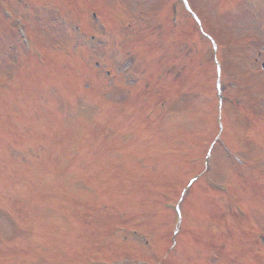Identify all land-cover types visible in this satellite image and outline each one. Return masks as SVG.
I'll return each instance as SVG.
<instances>
[{"label":"rangeland","instance_id":"rangeland-1","mask_svg":"<svg viewBox=\"0 0 264 264\" xmlns=\"http://www.w3.org/2000/svg\"><path fill=\"white\" fill-rule=\"evenodd\" d=\"M169 1L0 0L5 17L0 18V264H137L129 258L150 264H264L263 102L252 92L257 104L252 112L246 105L252 103L243 98L246 64L255 57L264 61V1L232 0L234 10H242L233 16V6H224L228 0L188 1L223 43L217 53L223 72L226 66L224 80L232 71L237 75V87L231 86L222 103L221 136L243 151L247 167L241 174L215 138L216 75L214 66L203 62L209 39L194 30L184 9L171 22ZM5 8L22 21L26 39L18 35L16 19L6 18ZM178 37L189 51L175 61L185 69L186 93L167 98L162 107L157 101L166 86H150V102L133 106L125 95L129 84L123 75L116 77L117 64L132 61L128 72L155 80L165 63L159 59L166 51L172 54L167 49ZM200 71L202 96L189 89H195ZM261 79L264 71L252 81ZM230 106L235 113H229ZM213 140L218 145L210 179L223 187L218 191L200 177ZM194 176L199 177L195 188H184ZM231 202L226 232L219 216L222 210L227 215L223 205ZM176 203L182 217L179 240L186 255L195 250L192 261L181 251H166ZM140 235L150 243L139 242ZM11 239L17 255L5 251ZM56 240L63 251L54 248ZM92 248L102 260L84 258Z\"/></svg>","mask_w":264,"mask_h":264}]
</instances>
